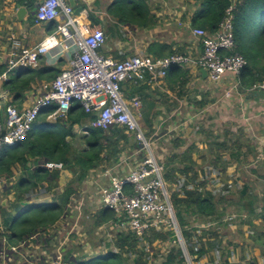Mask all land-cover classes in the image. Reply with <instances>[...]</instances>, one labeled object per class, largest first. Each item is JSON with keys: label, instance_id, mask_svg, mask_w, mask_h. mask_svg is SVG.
I'll list each match as a JSON object with an SVG mask.
<instances>
[{"label": "built area", "instance_id": "built-area-1", "mask_svg": "<svg viewBox=\"0 0 264 264\" xmlns=\"http://www.w3.org/2000/svg\"><path fill=\"white\" fill-rule=\"evenodd\" d=\"M29 1L26 0V3ZM40 1L34 13L36 23L53 22L55 29L33 48L24 46L14 34L8 35V51L5 69L0 74V87L19 70L38 69L44 56L53 63L65 57L66 67L53 80L39 83L38 96L28 106L17 107L7 96L6 117L2 119L0 115V152L25 141L41 114H47L46 118L51 122L64 121L73 104L79 103L87 115L94 117L87 125L80 127L78 133L88 135L92 128L107 131L117 127L135 139L137 149L130 156H143L130 167L126 166L129 158L120 160V155L111 164L112 168L99 173V177L102 173V178L106 179L105 185L96 183L95 178L94 182L92 179L89 181L88 184L94 186L88 194L97 196L101 209L114 214L113 221L104 223L105 230L116 231V237L121 233H132L139 239L150 230L170 233L165 241L168 244V249L163 251L165 257L175 246L186 249L164 179L163 160L156 155V145L146 137L143 126L138 122L140 99L135 96L128 101L122 85L127 82L156 85L162 82L172 67L201 68L213 84L219 83L226 74L238 77L247 61L237 52L234 39L233 13L237 0L231 1L214 33L192 28L191 35L202 46L198 57L173 54L157 58L149 54H136L122 60L100 53L105 35L101 28L91 26L86 10L74 16L73 7L66 0ZM250 91L264 93V82L254 83ZM124 166L129 167L128 171L119 173ZM46 168L53 169L55 165L47 163ZM5 185L7 179L0 177V194ZM56 223L27 240L12 244L0 220V264H10L13 255L20 256L23 264H44L32 260L30 252L40 251V258L52 257L41 250L46 251V244L49 243H45L44 239H49V233L55 234ZM72 233L77 234L75 231ZM67 240L66 237L65 242ZM115 240L111 243L114 253L117 252ZM160 242L163 241L156 240L152 244L160 245ZM143 245L147 247L146 242ZM186 258L188 264L191 263L188 256Z\"/></svg>", "mask_w": 264, "mask_h": 264}, {"label": "trees", "instance_id": "trees-1", "mask_svg": "<svg viewBox=\"0 0 264 264\" xmlns=\"http://www.w3.org/2000/svg\"><path fill=\"white\" fill-rule=\"evenodd\" d=\"M183 1H193L199 7L191 18V26L202 28L209 33H214L217 30L225 15V10L232 4V0ZM17 3L32 9L35 2L29 1L24 4L23 1H17ZM124 4L129 5L130 8H126L123 6ZM111 5L106 10L107 14L118 24L134 25L142 30L151 29L157 25V19L150 14V9L144 0H114ZM81 8L85 9L86 5L82 4ZM128 9H131L130 20L127 19L130 14ZM233 14L237 52L247 61L237 79L238 88L245 91L256 82H264V0H237ZM89 18L93 24H96L97 21L93 15H89ZM147 52L157 58L181 54L179 50H173L167 43L159 42L150 44ZM4 69L0 66V74ZM59 73L57 68L45 64L40 65L38 69H22L8 82H5L3 88L12 96L11 102L14 103L15 100L22 99L24 93L32 89L34 84L42 80L51 81ZM184 77H186V73L181 67H172L168 71L166 80L171 82ZM205 105L200 101L198 107L203 108ZM46 116L47 114H41L38 117L32 127V132L25 141L15 147H7L0 152V177L11 179L14 175L13 170L18 166L21 171L15 183L11 187L5 188L6 194L9 195L11 190L14 191L13 198L17 206H22L24 202L28 203L26 208H20L19 213L14 216L3 214L4 209L9 206L8 203L5 207L0 205V220L9 236V242L12 244L27 240L55 224L77 192V186L83 183L91 171L113 164L122 152L130 151L132 153L136 148V145L131 143L130 136L117 127H112L107 131L89 129L88 135L79 138V143L83 148L75 147L73 143V139L76 137L74 126L89 123L90 119L94 117L87 115L77 102L71 107L68 120L65 122L49 123L46 121ZM148 125L153 132L151 122ZM218 160H215V165ZM46 163H53L55 168L47 169ZM195 166L191 151L174 155L164 162V179L170 188L173 185H178L176 191L170 194V199L185 241L189 261L197 264L214 245L210 244L211 246L206 247L205 243H202L198 248L192 242L187 218L196 217V219L204 220V217L213 216L216 211H219V204L225 199L222 195L217 196L210 191H205L206 181L195 183L197 182ZM226 169L227 165H223L222 171L225 172ZM63 170L70 172L73 177L61 193H53V190L59 186L58 182ZM178 175H184V178L190 181V186L181 185L182 181ZM247 187L244 185V189L240 191L239 211H244L246 215L244 223L248 222L249 229L254 232L250 235L253 244L260 248L261 254L264 256V233L260 235L258 226L252 222V219L257 216L256 203L258 199L253 192H246ZM47 194H52L53 201L51 203L35 202ZM262 211L264 212V209ZM223 214L224 211L220 210L217 218ZM113 220L114 214L109 210L102 209L97 213L94 225L97 227ZM169 236L170 233H159L153 230L145 234L142 239L132 233H121L117 235L115 241L119 252H108L104 256L93 257L89 260L71 258L68 259V264H147L143 243L151 245L156 240L167 241ZM130 259H132V263H130ZM161 264H188V261L182 250L175 246L170 249Z\"/></svg>", "mask_w": 264, "mask_h": 264}, {"label": "crops", "instance_id": "crops-1", "mask_svg": "<svg viewBox=\"0 0 264 264\" xmlns=\"http://www.w3.org/2000/svg\"><path fill=\"white\" fill-rule=\"evenodd\" d=\"M17 1H23L24 4H26V0H0V66L4 68L8 51L7 37L10 33L20 39L24 46L33 48L38 45L47 34L51 33L55 27V23L53 22L36 23L34 13L27 15L22 21H20L16 17L17 5H20ZM31 1L36 2L39 0ZM89 1L90 0H72V3H70L69 0H66V2L73 7L74 13L77 7L82 9V4H85L86 8L83 9L81 13L86 9H89L90 12L91 9L88 6ZM173 5L174 6L170 8L166 3H163L167 14H173L170 15L172 16L170 17L172 20L168 21L165 24V27L160 26L164 29L160 27L159 29L151 28L153 29L152 32L157 31V34L153 35V42L167 43L173 50H179L181 54L198 57L202 52V46L201 42L191 35V30L194 28L191 26V18L199 7L193 1L185 2L183 0L181 2L174 1ZM21 6L26 7L25 5ZM26 8L29 10L28 7ZM93 14H95L94 18L97 22L96 24H93L89 18L91 26L101 28L105 35L104 45L100 49V53L103 56L115 60H122L136 54H148L147 50L143 52L130 45L132 40L129 39L127 37L128 34L125 33L128 30L127 26L118 24L115 20L110 18V16L107 20L105 19L102 22L100 17L97 16L99 15L98 12H93ZM153 15L158 20L161 12L152 11V16ZM86 23L87 22L84 24ZM151 29H145L144 31L145 33H147L148 30L151 32ZM150 44H152V41H150L147 46L149 47ZM42 64L53 66L61 72L66 67V58L63 57L53 63L44 56L40 60L39 67ZM182 69L185 71L186 77L178 78L171 82L167 81L165 77L161 83L156 85L128 82L122 85L128 101L135 96L140 99L141 107L137 111V114L138 118L142 120V124L145 123L146 125H142L144 126L143 128L146 127L150 129L148 124L151 122L153 128L156 130L153 133L155 139L162 141L164 138H168V135L174 137V142L178 141V144H176L178 147L175 148V153L173 154L181 155L186 151H191L192 160L195 165L198 166L202 162L198 160V158L206 154L205 150H209L207 148V141H205L201 135H196L195 133L190 132L184 133V130H179L176 134H171L170 130L166 133H162L161 131H158L159 128L163 125L166 127L165 121L168 122V128H176L179 123H182L180 125V128H182V126L186 125L189 120L195 121L198 119L201 120L200 123L206 122V124H211V122H215L221 125L226 131L221 135L217 133L216 136L221 137L220 141L229 145V147H225L227 151L218 153L219 156L216 152L212 153V151H207V153H209L208 156L215 162V160L220 158L221 154V168L223 165H227L225 171L226 175L225 177L221 175V180L223 177L225 181L228 180V184H232L233 180H238V182L242 181L243 187L241 190L244 189V185H247L246 192H253V175L257 172L258 174H264L260 173L261 171L259 168L260 166H263L264 163V93L251 92L250 89L245 91L240 90L238 88V77L232 74H226L219 83L213 84L207 79V76L203 75L201 68L188 66L183 67ZM44 81L46 80L34 84L32 89L24 93L22 99L15 100L13 104L17 107L32 104L38 96L37 89L39 83ZM5 91L6 90L2 85L0 87V94ZM12 99V96L9 95V100L12 101ZM200 101L206 104L203 108L198 107ZM210 117L213 119L209 120L208 118ZM67 120L68 118L62 122ZM182 120L183 122H180ZM46 121L49 123H55L48 121L47 118ZM87 124L88 123H84V125L76 124L74 126L75 134L83 136L84 134L78 133V129ZM146 128L145 130L148 131ZM227 129L230 131L231 138L236 143L232 147L229 144L230 141L225 138L227 135L224 136V134L229 133ZM131 143L134 144L133 140H131ZM156 149L157 147L155 150ZM132 154L133 151L131 154H128L127 151L122 152L119 159L122 160L124 158L125 160L127 157L131 158L133 157L130 156ZM156 155L158 154L156 153ZM214 162L211 165L212 167H216ZM112 166L113 165L110 166L109 164L91 171L86 182L89 183L91 179L94 182L95 178L96 183L105 185L107 181L105 178H102V173L100 174V177L98 175L103 169L112 168ZM257 167L258 169H256ZM128 168L129 167L124 166L119 173L124 174L128 171ZM252 168H255L256 170ZM13 172L14 175L11 179H7L6 187H11L18 179L21 174L19 166L16 167ZM65 172L66 171L63 170L61 173L58 182L60 187L65 182H63ZM219 174H221V172H219ZM255 178H257L255 182L259 183V180L264 179V175H256ZM13 195L14 191L11 190L8 198H13ZM256 214L257 216L252 219V222L258 226V229H261L259 225H264V219H262V215H258V213ZM256 218H261V221L257 222L255 220ZM245 224L248 228L250 227L248 222Z\"/></svg>", "mask_w": 264, "mask_h": 264}, {"label": "rangeland", "instance_id": "rangeland-1", "mask_svg": "<svg viewBox=\"0 0 264 264\" xmlns=\"http://www.w3.org/2000/svg\"><path fill=\"white\" fill-rule=\"evenodd\" d=\"M113 1L114 0H90L88 6L90 7L91 11L89 12V9H86L87 14L93 15L95 17V14H93V12H98L99 15L97 16L100 17L101 21L103 22L105 19L107 20V18H109L106 10L110 6H112L111 4ZM144 1H146L150 9L151 15L152 11L161 12V15L157 20V27H153L159 29L160 26L165 27V24L168 21L172 20L170 18L172 16L170 15H173L172 13L167 14L163 3H166V5L171 8L174 6V1L181 2L182 0ZM123 6H126V8H130V6L127 4H124ZM81 11L82 9H80V7H77L75 9L74 16L79 15ZM128 11L130 14L127 19L130 20L129 17H131V9H128ZM153 17L155 16L153 15ZM89 22L91 23L90 20ZM127 27L128 30L125 33H127V37L132 40L130 45H132L133 47H136L137 49L145 52L148 48L147 45L149 44V42L152 41V43H154L153 35L157 34V31L152 32L153 29H151V32H149L148 30L147 33H145L144 30L138 27H134V25ZM160 28L164 29L163 27ZM15 74H17V72H15L12 76H14ZM208 119L212 120L213 118L210 117ZM200 121V119L195 121L189 120L186 125L182 126V128H180V125L182 123L177 124L178 127L176 128H168V122L165 121L166 127L163 125L158 130L162 133H166L168 130H170L171 134H176L177 132H179V130H184V133L190 132L195 133L196 135H201V137H203L205 141H207V148L209 150H205L206 154L198 158V160L202 161L200 165L194 167V171L197 173V182L195 183L199 184L202 181H206L205 191H210L212 194H215L217 196L222 195L225 199L224 202L219 204V211H216L215 215L204 217V220L202 218L201 220H199L198 218L196 219V217L187 218L189 231L192 235V242L195 243L198 248L202 243H205L206 247L211 246L210 244L214 245V247L210 249L209 253L204 258L200 259L197 264H264V257L261 254L260 248L253 244V241L250 237V235H252L254 232L249 229L248 226L244 223L246 215L244 211H239L238 200L241 197L240 191L243 187V182H238V180L234 181L232 179L233 183L228 184V180L225 181V179H223L226 173L223 172L221 168V154L217 165L214 168L211 166L214 160L212 158H209V153H207V151H212V153L216 152L219 156L218 153L227 151L225 147H229V145L221 142V137L216 136L217 133L221 135L224 131H226V129L215 122L206 124V122L200 123ZM138 122L140 125L146 126L144 122V124H142L141 119H138ZM180 122H183V120ZM146 129L148 130H145L146 137L150 139L152 138L153 145H156L157 147L155 151L158 156H161L163 163L167 158L176 155L173 153H175V148L178 147L176 146V144H178V141L174 142V137H170V135H168V138L166 137L164 138V140L160 141L155 139V137L153 136V133L156 131L155 128H152L153 132L149 128ZM225 135H227L225 138L230 141V146H234L236 143L231 138L230 131L229 133L224 134V136ZM80 137L81 136H78L76 134V137L73 139V143L78 149L82 148V145H80L79 143ZM136 149L137 146L136 148H134L133 152ZM128 154H131V152L129 151ZM141 156L142 154H140V158L138 157L139 159L137 158V156L129 158L126 161V166H134L137 160H141L143 158V156ZM259 168L261 171L260 173H264V163L263 166H260ZM252 169L256 170L258 169V167L256 169ZM219 172H221V174H219ZM221 175L223 176L222 180ZM256 175L264 174H258V172L255 173L253 175L254 185L252 186L254 189L253 193H255L258 199L256 203V208H258L257 213H261L263 215L262 219H264V212L262 211L264 209V179L259 180V183H256ZM72 177V174L66 171L63 180V182L65 181L64 184L61 187L58 184V188L56 190H53V193H60L61 191H63L65 185L72 179ZM178 177L182 181L181 185L185 187L190 186V181L184 178V175H178ZM88 178L89 176L83 181L82 184L77 186V192L73 195L70 203L64 209L62 218L56 223V226L54 228L56 231L55 234L49 233L47 234V237L49 239H44L45 243L46 241H48L49 244H46V251H41L46 254L50 253L47 255H51L52 257L40 258V251H38V253L30 252V255H32L33 257L32 260L36 261V263L44 262V264H68V259L71 258L89 260L93 257L102 255L104 256L108 252L113 251L114 248L112 247L111 243L115 240V238L117 239V232L106 231L104 227L105 224L95 227L94 222L96 220V215L102 209L97 204V196L94 197L92 194H88L94 186L86 182ZM5 186L2 190V193L0 194V205H2L4 200H6V203H8L9 206L4 209L3 214L5 216H14L19 213V210L24 207L21 205L17 206L15 204L14 198H8ZM177 188L178 185H173L171 188L168 186L167 190L171 194L172 192H175ZM95 192L96 190L94 191V194ZM40 198L41 199L35 202L51 203L53 201L52 194H47ZM220 210L224 211V214L220 218H217V216H219ZM255 220L257 222H260L261 218H256ZM259 226L261 228L259 229V233L261 235V233H264V225ZM74 231L77 234L72 233ZM66 237L68 240L65 242ZM143 248L145 259L147 258V264H161L165 260V254H163V251H166L168 249V244L163 241L160 242V245L147 244V247L143 245ZM115 251L119 252L117 247ZM22 254L25 255L24 253ZM38 260L41 261L38 262ZM130 263H132V259H130ZM10 264H23V259L18 255H13L11 256ZM189 264L194 263L191 262Z\"/></svg>", "mask_w": 264, "mask_h": 264}, {"label": "water", "instance_id": "water-1", "mask_svg": "<svg viewBox=\"0 0 264 264\" xmlns=\"http://www.w3.org/2000/svg\"><path fill=\"white\" fill-rule=\"evenodd\" d=\"M70 3H72V0H69ZM41 4V1H36L34 3V6L32 9H27L26 7L24 6H21V5H17V11H16V17L22 21L24 17H26L27 15L29 14H32V13H35L36 9L40 6ZM202 73L204 76H206V71L205 70H202ZM9 92L8 91H5V94L2 95L0 94V115L2 117V119H4L6 117V112H5V107L8 103V99H7V96H9ZM133 140V142H135V139L133 137H130V141ZM6 200L3 201L2 203V207H5L6 206ZM22 206L23 207H27L28 206V203L24 202L22 203ZM183 254H184V257L186 258L188 255H187V252H186V249H183L182 250Z\"/></svg>", "mask_w": 264, "mask_h": 264}]
</instances>
